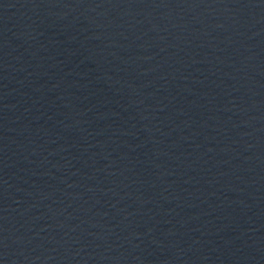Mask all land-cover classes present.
I'll use <instances>...</instances> for the list:
<instances>
[{"label": "water", "instance_id": "water-1", "mask_svg": "<svg viewBox=\"0 0 264 264\" xmlns=\"http://www.w3.org/2000/svg\"><path fill=\"white\" fill-rule=\"evenodd\" d=\"M0 264H264V0H0Z\"/></svg>", "mask_w": 264, "mask_h": 264}]
</instances>
